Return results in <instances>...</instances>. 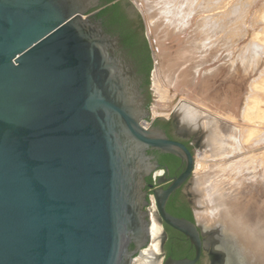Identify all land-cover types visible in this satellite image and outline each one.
Listing matches in <instances>:
<instances>
[{
  "label": "water",
  "instance_id": "1",
  "mask_svg": "<svg viewBox=\"0 0 264 264\" xmlns=\"http://www.w3.org/2000/svg\"><path fill=\"white\" fill-rule=\"evenodd\" d=\"M91 7L0 0V264H133L150 241L152 197L166 239L165 225L195 251L167 258L163 245V264H214L186 191L197 152L148 123L141 78ZM149 150L181 160L182 173L149 183ZM182 187L193 220L167 209Z\"/></svg>",
  "mask_w": 264,
  "mask_h": 264
},
{
  "label": "rangeland",
  "instance_id": "2",
  "mask_svg": "<svg viewBox=\"0 0 264 264\" xmlns=\"http://www.w3.org/2000/svg\"><path fill=\"white\" fill-rule=\"evenodd\" d=\"M129 1L141 15L152 58V70L146 81L148 106L151 109L148 123L159 118L172 121L173 115H154L153 108L160 98L172 111L183 104L222 122L224 130L227 128L224 135L229 140V154L223 157L222 162L213 159L222 164L197 168L206 151L196 138L190 139L193 151L197 152L191 181L196 174L202 175L209 170V173H222V177L217 176L218 179L214 176L207 179V187H211L204 193L210 197L218 186H222L228 195H234L232 200L239 201L241 209L247 206L249 216L264 217V0H184V3L183 0ZM197 34L205 36L201 38L202 35L197 37ZM206 35L207 44L206 40L203 41ZM214 39L216 42L213 43ZM218 47L222 49L218 50ZM182 198L187 199L183 194ZM197 222L205 232V241L220 232L219 227L208 228V232L199 219ZM211 251L214 264H221L225 254L214 249Z\"/></svg>",
  "mask_w": 264,
  "mask_h": 264
},
{
  "label": "bare ground",
  "instance_id": "3",
  "mask_svg": "<svg viewBox=\"0 0 264 264\" xmlns=\"http://www.w3.org/2000/svg\"><path fill=\"white\" fill-rule=\"evenodd\" d=\"M213 2H211V3H213ZM183 3H184V0H183ZM204 3L205 2H203V4ZM189 4H191V3H189ZM197 5H198V3H197ZM187 6H188V4H187ZM187 6H185V7H187ZM203 9H204V7H203ZM209 10H210V8H209ZM194 14H196V12ZM202 15H203V13H202ZM176 17H178V16H176ZM206 18H207V16H206ZM176 19L177 18H175V20ZM194 20H196V18ZM217 20H220V19L218 18ZM191 21H192V19H191ZM211 21L212 20H210V22ZM207 22H209V21H207ZM215 23H214V25H215ZM192 24H193V22H192ZM219 25H220V22H219ZM198 31H199V33H201L200 28ZM198 31H195L194 33H196V32L198 33ZM204 34H206L205 31H204ZM204 34L203 35L199 34V35H202L201 36V38H202L205 36ZM199 35L197 34V37ZM220 37H221V35L219 36V38ZM197 39L195 41H197ZM216 39H214L213 43L216 42ZM205 40H206V44H207L208 43V36L207 35H206V38L203 39V41H205ZM221 40H219V41L222 43ZM223 40H224V38H223ZM223 42H225V41H223ZM209 43H211V42H209ZM203 44L205 45V43H203ZM221 46H223V45H221ZM195 47H196V45H195ZM220 49H222V47ZM220 49L218 47V50H220ZM214 50L216 51L215 48H214ZM214 50H212V51L214 52ZM209 53H210V51H209ZM174 63H176V62L174 61ZM198 63H200V62H198ZM200 73H201V71H200ZM240 74H241V72H240ZM198 75L199 74H197V76ZM207 80H208V78H207ZM162 97H164V96H162ZM165 98H166V96H165ZM166 99L163 98V100H166ZM160 100H158L156 102V105L153 108L154 115L155 116H157V115H160V116L161 115H164V116L173 115V117L175 118L177 125H178L179 134L184 135V136H189L191 134L195 135L197 143L200 145V147L202 149H204L206 151V152L204 151L205 153L202 151L204 153L205 157L204 158L200 157L202 159L197 163V168H200L201 166H204V165L206 166L209 164L213 165V167H214V166H217V164L221 163L223 160V157L224 156L226 157L229 154L228 151H230L229 147L227 146L229 140L227 141L225 139L226 138L225 135L227 134V133L225 134V130L227 128L224 130V126H222V124H221L222 122H219V120L217 121L216 118H214V117L212 118L210 116L211 117L210 118V117L206 116V114H204L203 112H200L198 110H195L194 108H191V107H189L187 105H183V104L180 107H178V109L172 111L171 109H167V105L165 104V102L162 101L161 98H160ZM170 102H171V100H170ZM223 125H225V124H223ZM148 126H149V124H145V127H148ZM231 141H232V139H231ZM231 148H233V146ZM234 154H236V153L234 152ZM219 158H221V159H219ZM234 158H235V156H234ZM237 158H238V156H237ZM213 159L214 160H216V159L220 160L221 162H218V163L216 161L214 162ZM213 167H211V168H213ZM216 170H218V168ZM222 170L224 171V169H222ZM210 171L211 170H209V172ZM248 171H250V170H248ZM209 172L202 173V175L196 174L195 178L191 181L190 185L188 186V188L186 190L191 201H192V203H193L194 211L196 214L195 217L197 216L196 219L200 220L201 224L204 225V228L207 229V231H208V228H216V227L220 228L219 234H215L211 237L212 239L210 238L208 241L207 240L205 241L206 247L208 249H211V250L214 249L217 251H222L225 254V259L223 260V262L221 264H264V217L260 216V218H258L259 214L258 215L256 214L258 216L256 218H254L255 217L254 215L249 216L246 212L247 206L245 208L243 206V209H241L239 207V201H237V199L232 200V196H234V195L233 194L231 196H230V194L228 195L222 186H218L215 189L214 193L211 194L210 197L208 196V194L206 195V193L208 191L207 189L208 188L210 189V187H211V186L207 187V185H208L207 183L209 182V180L207 181V179H209L211 176H214V178L217 176L222 177L221 176L222 173H220L221 175L220 174L218 175V174H216V171L213 172V170H212L213 173H209ZM218 177H217V179H218ZM223 177H224V175H223ZM213 181H214V179H213ZM255 185H256V183L254 184V186ZM254 186H252V187H254ZM225 188H226V186H225ZM204 191H206V193H204ZM221 204H223V206ZM219 205H221V206H219ZM149 214H150V241H149L148 246H146V248L141 251L140 255L138 256L137 259H135L133 264H162V246L165 245L166 236H165V233H164L163 228L161 226V222H160V219H159L158 214H157L156 203H155V200L153 197L151 199V205L149 207ZM205 229H204V231H205ZM212 232H214V230ZM203 233H205V232H203Z\"/></svg>",
  "mask_w": 264,
  "mask_h": 264
},
{
  "label": "flooded vegetation",
  "instance_id": "4",
  "mask_svg": "<svg viewBox=\"0 0 264 264\" xmlns=\"http://www.w3.org/2000/svg\"><path fill=\"white\" fill-rule=\"evenodd\" d=\"M91 5V10L86 16H89L93 23L100 24L104 33L111 40L116 42L117 49H113L114 55L116 57H124L134 64L137 75L141 78V88L144 94H146L147 42L144 35V26L140 13L129 0H91ZM153 126L163 130L169 139L183 143L190 151L193 152V144L190 140L177 136L176 126L173 121L158 119L153 121ZM147 154L150 157V163L153 168L156 169L155 171H163L162 176H166V178L170 180L178 177L184 169L182 161L170 154H165L158 150H149ZM148 181L149 183L152 181V175L148 178ZM178 192L185 196L182 187L170 197L167 209L169 204H172L174 209L180 207V203L174 200ZM185 200L187 201L186 198ZM166 233L167 239L165 240V249L167 252V258H169V247L170 249L180 251L184 248L181 245V241H183L185 245L189 243V241L181 233L175 230L170 233L166 229ZM171 235H173L177 241H174L171 245H169ZM190 249H193L191 245ZM206 257L207 256L203 254V257L198 264H207Z\"/></svg>",
  "mask_w": 264,
  "mask_h": 264
},
{
  "label": "trees",
  "instance_id": "5",
  "mask_svg": "<svg viewBox=\"0 0 264 264\" xmlns=\"http://www.w3.org/2000/svg\"><path fill=\"white\" fill-rule=\"evenodd\" d=\"M146 51H147V64H146V70H147V76L149 75L150 71L152 70V58H151V53L149 50V46L146 43ZM174 200L180 203V207L174 209L172 204H169L168 211L171 212L176 217H184L189 220H193V213L191 210L190 205L188 202L182 198V194L178 192L174 198ZM165 229L169 231L170 233L174 232V230L167 225H165ZM177 241L173 235H171V240L169 242V245H171L172 242ZM168 245V246H169ZM181 245L184 247L183 250L177 251L174 249L168 248V257H171L173 259H182V258H194V250L190 249L189 243L186 245L184 244L183 241H181Z\"/></svg>",
  "mask_w": 264,
  "mask_h": 264
},
{
  "label": "built area",
  "instance_id": "6",
  "mask_svg": "<svg viewBox=\"0 0 264 264\" xmlns=\"http://www.w3.org/2000/svg\"><path fill=\"white\" fill-rule=\"evenodd\" d=\"M162 173H163V171H156V172L153 173V175H152V182L154 184H156L158 178H160L162 176Z\"/></svg>",
  "mask_w": 264,
  "mask_h": 264
}]
</instances>
